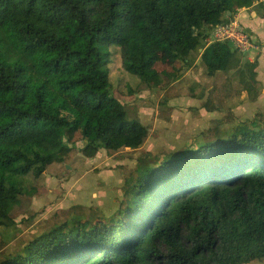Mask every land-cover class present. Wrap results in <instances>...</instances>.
Returning a JSON list of instances; mask_svg holds the SVG:
<instances>
[{"label": "trees", "instance_id": "16d2710c", "mask_svg": "<svg viewBox=\"0 0 264 264\" xmlns=\"http://www.w3.org/2000/svg\"><path fill=\"white\" fill-rule=\"evenodd\" d=\"M254 3L0 0V227L15 224L32 181L48 170L66 169L79 152L92 159L102 149L137 151L147 140L149 129L111 95L104 48H120L125 71L148 83L162 55L189 64L210 30ZM201 61L212 77L232 69L244 76L229 41L212 42ZM78 133L86 141L79 152L70 143ZM124 198L117 220L89 229L65 223L22 253L0 252V264L264 261V128L189 145L144 168Z\"/></svg>", "mask_w": 264, "mask_h": 264}, {"label": "rangeland", "instance_id": "374dc122", "mask_svg": "<svg viewBox=\"0 0 264 264\" xmlns=\"http://www.w3.org/2000/svg\"><path fill=\"white\" fill-rule=\"evenodd\" d=\"M259 4L264 5V0H255L247 12L248 18L257 13L258 30L244 26L255 40V48L239 52L244 76L237 69L210 76L201 61L200 51L207 44L202 42L189 64L162 55L155 75L146 83L125 71L120 48H104L111 53L105 65L110 72L111 95L125 105L130 120L136 119L149 129L147 140L137 151L109 155L102 149L90 159L79 152L86 145L85 139L75 135L70 143L78 157L69 161L66 169L52 168L39 181H32L36 190L24 199V211L15 224L0 227V252L22 253L31 241L65 223L75 229H89L98 219L107 224L117 220L129 202L125 193L144 168L165 162L189 145L222 140L240 130L264 128V19ZM255 61L259 65L251 70L247 64ZM241 81L251 86V93L243 89Z\"/></svg>", "mask_w": 264, "mask_h": 264}, {"label": "built area", "instance_id": "2783aa9c", "mask_svg": "<svg viewBox=\"0 0 264 264\" xmlns=\"http://www.w3.org/2000/svg\"><path fill=\"white\" fill-rule=\"evenodd\" d=\"M212 39L214 42L229 41L241 53H247L255 48L251 35L245 32V27L237 19L216 26Z\"/></svg>", "mask_w": 264, "mask_h": 264}, {"label": "crops", "instance_id": "0c3cea01", "mask_svg": "<svg viewBox=\"0 0 264 264\" xmlns=\"http://www.w3.org/2000/svg\"><path fill=\"white\" fill-rule=\"evenodd\" d=\"M251 9L252 8H248V9H241L240 11H239V13L236 15V17L234 18V19H237L242 25H243V23H242V18L245 20V22H244V24L245 25H243V26H246L247 28H249V29H253V32H255L256 30H258V26L255 24V22H258V16H257V13H255L256 15L255 16H250V18H248V15H247V12H249V11H251ZM253 15V14H252ZM263 18V17H262ZM261 18V19H262ZM251 27V28H250ZM211 38V37H210ZM210 38H208V40H206L205 42L207 43V44H205V46L203 47V49L200 51V56H201V54L203 53V51H204V49L208 46V45H210L212 42H214L213 40H212V38L210 39ZM254 40V39H253ZM255 41V40H254ZM254 41H253V43H254ZM257 42V41H256ZM244 54V53H243Z\"/></svg>", "mask_w": 264, "mask_h": 264}, {"label": "water", "instance_id": "95a60500", "mask_svg": "<svg viewBox=\"0 0 264 264\" xmlns=\"http://www.w3.org/2000/svg\"><path fill=\"white\" fill-rule=\"evenodd\" d=\"M231 13H229V15H230ZM252 16H255V13H253V15Z\"/></svg>", "mask_w": 264, "mask_h": 264}]
</instances>
